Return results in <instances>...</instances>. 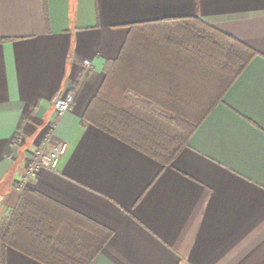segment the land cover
<instances>
[{
  "label": "crops",
  "instance_id": "1",
  "mask_svg": "<svg viewBox=\"0 0 264 264\" xmlns=\"http://www.w3.org/2000/svg\"><path fill=\"white\" fill-rule=\"evenodd\" d=\"M188 17L258 54L164 167L84 117L131 25ZM48 138L66 154L26 178ZM24 189L112 231L89 264H264V0H0V224Z\"/></svg>",
  "mask_w": 264,
  "mask_h": 264
},
{
  "label": "trees",
  "instance_id": "2",
  "mask_svg": "<svg viewBox=\"0 0 264 264\" xmlns=\"http://www.w3.org/2000/svg\"><path fill=\"white\" fill-rule=\"evenodd\" d=\"M258 53L197 18L131 25L85 120L170 165ZM112 231L24 189L0 224V264L12 247L44 264H89Z\"/></svg>",
  "mask_w": 264,
  "mask_h": 264
},
{
  "label": "built area",
  "instance_id": "3",
  "mask_svg": "<svg viewBox=\"0 0 264 264\" xmlns=\"http://www.w3.org/2000/svg\"><path fill=\"white\" fill-rule=\"evenodd\" d=\"M90 60L84 61L86 68L90 67ZM75 94L72 91H65L58 95L54 102L55 110L59 115L68 112L74 103ZM69 143L67 141L51 142V138L39 147L29 164L26 178L35 179L44 169H55L60 164L62 157L68 150Z\"/></svg>",
  "mask_w": 264,
  "mask_h": 264
},
{
  "label": "water",
  "instance_id": "4",
  "mask_svg": "<svg viewBox=\"0 0 264 264\" xmlns=\"http://www.w3.org/2000/svg\"><path fill=\"white\" fill-rule=\"evenodd\" d=\"M58 97V96H57ZM56 100V99H55ZM1 201H2V197H0V203H1Z\"/></svg>",
  "mask_w": 264,
  "mask_h": 264
}]
</instances>
